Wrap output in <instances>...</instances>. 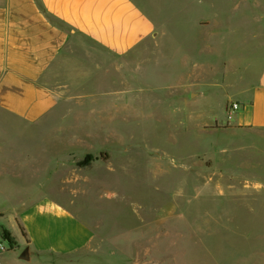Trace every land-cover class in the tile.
<instances>
[{
  "label": "rangeland",
  "instance_id": "1",
  "mask_svg": "<svg viewBox=\"0 0 264 264\" xmlns=\"http://www.w3.org/2000/svg\"><path fill=\"white\" fill-rule=\"evenodd\" d=\"M249 1L136 0L155 35L122 63L104 64L98 47L73 55L49 81L60 88L50 113L32 124L0 113V152H11L15 171L0 175V205L15 216L40 204L73 216L54 238L81 244L80 253L48 263L264 264V141L235 125L243 105L227 120L231 74L219 72L223 61L248 57L249 30L264 29ZM201 24L214 35L201 55L213 69L173 92L169 56L180 71L185 56L197 59ZM13 223L10 215L18 240ZM0 236L4 250L44 260L27 232L23 245Z\"/></svg>",
  "mask_w": 264,
  "mask_h": 264
},
{
  "label": "crops",
  "instance_id": "2",
  "mask_svg": "<svg viewBox=\"0 0 264 264\" xmlns=\"http://www.w3.org/2000/svg\"><path fill=\"white\" fill-rule=\"evenodd\" d=\"M244 7L253 16L264 17V0L249 1ZM203 26L195 28L201 44L197 59L185 56L187 67L180 71L175 67L176 58L169 56V67L173 70L168 73V78L174 81L171 84L173 92L183 81L187 84L205 80L213 69L201 56L208 46L213 50L210 45L214 38V35L207 36L208 27ZM154 30L136 0H0V113L22 123L38 122L58 104L60 94L56 90L60 88H52L49 81L64 59L83 51L89 56V51L95 52L98 47L107 56L103 57L104 64L110 59L116 64L122 63L129 51L155 35ZM249 31L247 36L256 41L250 44L248 57L239 53L237 60L223 61L219 72L224 78H230L231 74L232 91L226 101H237L244 106L235 116V125L246 130V135L264 141V29ZM9 154L0 152V175L15 172L10 171ZM4 199L0 197V203ZM7 208L0 205L3 210L0 211V235L3 227L9 230L5 222L11 215L20 239L18 241L14 231L9 230L11 236L19 245L25 244L27 240L20 230L22 227L29 237L30 250L45 257L36 264H53L48 263L51 256L80 253L81 244L67 248L61 240L54 238L60 237L65 218L70 222L73 217L59 206L56 211L48 212L43 204L28 205L16 216ZM35 222L40 225L38 233L33 228ZM51 224L56 231L50 230ZM95 251V248L86 247L82 253ZM20 255L15 250L0 251V264H34Z\"/></svg>",
  "mask_w": 264,
  "mask_h": 264
},
{
  "label": "built area",
  "instance_id": "3",
  "mask_svg": "<svg viewBox=\"0 0 264 264\" xmlns=\"http://www.w3.org/2000/svg\"><path fill=\"white\" fill-rule=\"evenodd\" d=\"M240 103L237 102V101H230L226 104L225 106V114H226V118L227 120H231L234 115L237 114V111L239 110L240 108ZM4 250V247L2 245H0V251H3Z\"/></svg>",
  "mask_w": 264,
  "mask_h": 264
},
{
  "label": "trees",
  "instance_id": "4",
  "mask_svg": "<svg viewBox=\"0 0 264 264\" xmlns=\"http://www.w3.org/2000/svg\"><path fill=\"white\" fill-rule=\"evenodd\" d=\"M88 158H89V156L86 157V160H89ZM20 230H21L22 234L25 236V232H24V230H23L22 227H20ZM2 238H3L7 243H9V244H11V245H12L13 242H14V240H13V238L10 236L8 230L5 229V228H3V231H2ZM24 258H27V256H26V251H25Z\"/></svg>",
  "mask_w": 264,
  "mask_h": 264
},
{
  "label": "water",
  "instance_id": "5",
  "mask_svg": "<svg viewBox=\"0 0 264 264\" xmlns=\"http://www.w3.org/2000/svg\"><path fill=\"white\" fill-rule=\"evenodd\" d=\"M196 94H197V93H192V97H195V96H196ZM24 255H25V253L23 252V253H21V255H20V256H21L22 258H24Z\"/></svg>",
  "mask_w": 264,
  "mask_h": 264
}]
</instances>
